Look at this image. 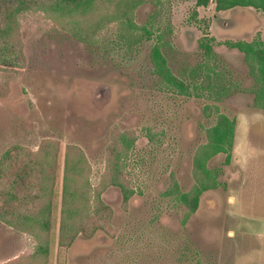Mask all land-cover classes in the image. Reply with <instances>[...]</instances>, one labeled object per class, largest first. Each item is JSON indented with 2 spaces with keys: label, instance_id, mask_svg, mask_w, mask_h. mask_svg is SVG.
Here are the masks:
<instances>
[{
  "label": "rangeland",
  "instance_id": "1",
  "mask_svg": "<svg viewBox=\"0 0 264 264\" xmlns=\"http://www.w3.org/2000/svg\"><path fill=\"white\" fill-rule=\"evenodd\" d=\"M47 1L0 0V206L16 183L35 192L48 173L50 250L31 259L37 239L0 218V264H264V100L245 54L230 46L264 44V12L103 0L96 13L69 18L81 25L62 22L86 31L81 40L37 6ZM25 4L33 8L17 12L13 34L3 36L5 16ZM119 11L135 27L122 17L91 28ZM156 45L185 89L155 73ZM220 114L236 121L231 162L209 160L218 187L191 212L166 193L174 181L183 193L194 188L196 152ZM121 134L134 141L128 151L122 143L123 179L135 191L127 204L108 185ZM68 157L85 159L112 212L98 217L94 201L87 231L62 246Z\"/></svg>",
  "mask_w": 264,
  "mask_h": 264
},
{
  "label": "trees",
  "instance_id": "2",
  "mask_svg": "<svg viewBox=\"0 0 264 264\" xmlns=\"http://www.w3.org/2000/svg\"><path fill=\"white\" fill-rule=\"evenodd\" d=\"M103 0H51L42 2L40 9L48 12L50 17L54 18L57 23L64 27L67 31L74 33V35L81 39H84V30H73L71 27L67 28L63 23L67 20L69 24L81 25L79 21L69 20L75 14H82L90 16L92 13H96L99 3ZM112 2V0H105ZM211 2L216 4L218 11H228L237 7L241 8H254L258 11L264 12V0H197L198 6L207 7ZM25 6V7H24ZM33 8L30 5H21L20 8L11 10L5 18L7 20L5 28H3V36H11L14 32L12 22L17 12ZM122 17L126 19L130 25L135 27L130 17L122 15V12H116L115 15H103L97 19L95 24L91 27L96 31L107 25L108 22L122 20ZM65 19V20H64ZM63 22V23H62ZM76 28V26H75ZM232 48H236L243 52L252 66L254 75L257 77L259 89L257 91V97L259 100H264V44L236 42L231 43ZM152 61L155 69V73L161 76L170 85L185 89L186 85L173 75L171 69L168 66L166 57L161 51V47L156 45L152 50ZM264 107V103H263ZM236 121L232 120L226 115L220 114L217 123L207 129L208 141L206 144L199 147L194 158V176L196 184L194 188L187 193H183L179 189V185L174 181L173 187L168 190L166 195H178V199L181 203L189 208L191 212H195L199 206L200 197L203 193L216 189L218 187L217 178L213 175V171L207 167L210 159L219 155H227V163L231 162L232 151L235 142ZM128 151L133 145L134 141L129 137L122 134L118 138V147L115 152V156L109 165V179L108 185L119 187L124 196V202L127 204L134 196L135 191L125 182L123 179L124 168L122 166V160L124 152ZM44 159L43 161H45ZM14 164V163H13ZM85 159L79 158L73 160L71 157L67 159V167L64 177L63 188V209H62V221L60 227V237L62 246H70L72 240L76 238L81 232L87 231V222L91 218L92 204L96 201L97 208L94 209V213L98 217L111 214V208L106 205L102 199V190H97L92 186L90 180V171L85 166ZM14 169V165H12ZM25 171H33L34 167L32 162H29ZM42 179L40 181L42 186L37 188L35 192L25 190L22 185L13 186L8 192L3 194L5 200L3 205L0 206V218L7 224L16 228L17 230L27 232L33 235L39 245L37 251L31 255V259H36L40 256H46L49 253V235L52 228V196L53 189L46 182L47 179H51L48 173L40 172ZM30 175V173H29ZM22 178V177H21ZM45 178V179H44ZM18 176L14 178V181H19ZM31 182V178L28 177L22 179L23 184ZM8 215L11 216L8 217Z\"/></svg>",
  "mask_w": 264,
  "mask_h": 264
}]
</instances>
